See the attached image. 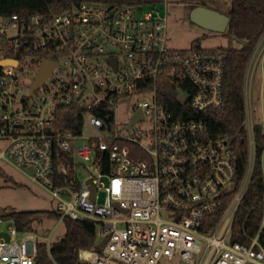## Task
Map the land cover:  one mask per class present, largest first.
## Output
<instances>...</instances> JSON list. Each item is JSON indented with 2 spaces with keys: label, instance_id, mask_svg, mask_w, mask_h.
I'll list each match as a JSON object with an SVG mask.
<instances>
[{
  "label": "built area",
  "instance_id": "built-area-1",
  "mask_svg": "<svg viewBox=\"0 0 264 264\" xmlns=\"http://www.w3.org/2000/svg\"><path fill=\"white\" fill-rule=\"evenodd\" d=\"M165 16L154 3L90 0L48 18L0 16V60L16 61L0 63V163L49 191L61 221L95 222L102 250H79L78 264H158L174 254L186 264H264V209L247 243L231 231L255 161L250 80L264 31L245 68L248 153L238 177V143L197 116L223 105L228 51L168 47ZM44 60L51 72L29 92ZM63 106L79 112L78 127H62ZM259 160L264 182V144ZM56 226L42 239L0 216V264H34L39 242L57 264Z\"/></svg>",
  "mask_w": 264,
  "mask_h": 264
},
{
  "label": "trees",
  "instance_id": "trees-1",
  "mask_svg": "<svg viewBox=\"0 0 264 264\" xmlns=\"http://www.w3.org/2000/svg\"><path fill=\"white\" fill-rule=\"evenodd\" d=\"M80 0H0V16H8L15 13L20 17L29 14H40L46 18L70 8ZM107 3H118L120 5H146L157 4L162 0H90ZM197 4L189 3V8ZM229 18L223 35L241 40L239 47L229 44L216 48L227 49L223 77V105L221 108L208 109L197 115L208 125L214 134H228L238 143L236 147L237 175L242 176L247 164L248 142L246 130L242 122L244 120V76L245 68L252 55V51L264 31V0H229V7L223 11ZM202 37L192 40V44L200 45ZM58 111L64 116L62 127H78L82 122L81 115L73 108H59ZM72 117H69L71 116ZM255 158L251 173V180L244 193V197L236 211L232 224V241L247 243L251 236L258 231L264 209V182L260 172L259 155L264 144L262 127L255 125ZM62 155V154H61ZM0 176H4L0 167ZM8 181V179L6 178ZM11 212L6 219H11L18 230H30L33 228L32 220L35 216L46 215V217L59 219L60 215L55 209L39 210H17L4 207ZM64 231L62 237L51 242L49 253L57 264H78V251L85 248H94L101 252L104 239L96 235V224L93 220L85 218L77 220L69 216L62 217ZM260 242L264 245V223L260 230ZM34 264H53L46 251L44 242L37 245Z\"/></svg>",
  "mask_w": 264,
  "mask_h": 264
},
{
  "label": "rangeland",
  "instance_id": "rangeland-1",
  "mask_svg": "<svg viewBox=\"0 0 264 264\" xmlns=\"http://www.w3.org/2000/svg\"><path fill=\"white\" fill-rule=\"evenodd\" d=\"M205 1L219 11L229 7V0H163L157 5L165 8L167 46L175 49H186L192 44V40L202 37L201 48H214L230 43L233 47H239L241 40L229 38L225 35L206 28H202L192 22L189 17V3L198 4ZM250 80V107L252 109V121L264 128V57L255 63ZM118 119L121 123H127L129 114L126 108L120 104L118 107ZM4 176L0 177V207H11L17 210H57L58 200L46 189L27 177L19 168L0 163ZM90 168V166L87 164ZM92 171V168H90ZM78 174L83 178L88 174L83 166L78 168ZM8 179V181L6 180ZM9 224V223H8ZM51 241L62 237L64 226L61 219L35 216L32 226L42 239L48 237L51 229ZM158 264H186L180 256L174 254L172 258L162 256Z\"/></svg>",
  "mask_w": 264,
  "mask_h": 264
},
{
  "label": "water",
  "instance_id": "water-1",
  "mask_svg": "<svg viewBox=\"0 0 264 264\" xmlns=\"http://www.w3.org/2000/svg\"><path fill=\"white\" fill-rule=\"evenodd\" d=\"M189 19L196 23L197 25L201 26L202 28L209 29L211 31H215L218 33L223 32L228 24L229 18L224 12H220L212 7L206 5H195L189 9L188 13ZM13 62L16 63L13 59H3L0 60V63H9ZM53 64L47 60H44L36 73V78L33 84L30 86L29 92H31L35 87L42 84L43 80L45 79L46 75L51 72ZM61 105V104H59ZM141 117V115H140ZM136 115L130 119L131 124L135 121ZM68 160L71 162L72 158L68 155ZM92 197V194H91ZM11 212L4 210L3 207H0V216L5 217L8 216ZM59 214L60 212L57 211Z\"/></svg>",
  "mask_w": 264,
  "mask_h": 264
},
{
  "label": "crops",
  "instance_id": "crops-1",
  "mask_svg": "<svg viewBox=\"0 0 264 264\" xmlns=\"http://www.w3.org/2000/svg\"><path fill=\"white\" fill-rule=\"evenodd\" d=\"M197 5H206V6H209V7L214 8V6L207 4L205 1H203V2H198ZM214 9H216V8H214ZM216 10H218V9H216ZM218 11H219V10H218ZM220 12H221V11H220ZM222 12H223V11H222Z\"/></svg>",
  "mask_w": 264,
  "mask_h": 264
}]
</instances>
